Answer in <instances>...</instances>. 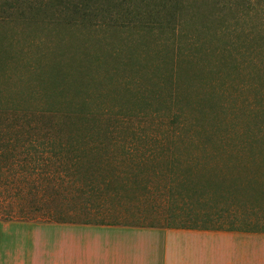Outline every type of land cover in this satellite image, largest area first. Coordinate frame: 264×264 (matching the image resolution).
I'll return each instance as SVG.
<instances>
[{"label": "trees", "instance_id": "1", "mask_svg": "<svg viewBox=\"0 0 264 264\" xmlns=\"http://www.w3.org/2000/svg\"><path fill=\"white\" fill-rule=\"evenodd\" d=\"M40 5L43 15L47 10L59 14L57 24L85 32L88 44L80 46L84 58L76 65L64 62L74 61L81 50L77 47L69 59L52 54L53 64L44 72L37 70L44 93L43 109L34 119H29L31 113L14 117L12 124L0 119V221L157 228L154 220L145 223V207L154 219V211L165 208L189 218L185 208L192 200L200 203L199 208L227 207L217 208L220 213L236 208L240 212L235 210L232 217L243 219L251 209L245 201L232 204L237 186L212 175L206 163H106L117 160L110 152L117 146L111 128L125 118L114 115L110 124L109 117L97 116L94 110H99L100 102L94 107L89 96L95 79L87 70L92 65L101 73L98 81L112 83L114 69L109 62L119 69L138 65L145 70L150 89L145 88L137 102L164 107V92L169 89V99L176 96L172 87L185 67L215 54L204 50L209 36L223 52L237 51L243 58L250 51L255 57L264 54V0H41ZM249 23L247 30L244 25ZM189 25L196 37L186 33ZM149 41L156 48L154 63L146 59ZM180 46L190 54L176 58L174 49ZM100 47L105 55L96 53ZM137 47L146 56L143 63L134 57L135 49L130 51ZM125 91L129 93V87ZM115 102L121 105L122 97ZM173 117L184 127L178 116ZM259 192L261 200L256 199L254 209L264 208V190ZM262 218L250 219L244 225L247 229L228 232L264 234V211ZM251 225L261 232L249 229ZM172 229L222 231L183 224Z\"/></svg>", "mask_w": 264, "mask_h": 264}, {"label": "rangeland", "instance_id": "2", "mask_svg": "<svg viewBox=\"0 0 264 264\" xmlns=\"http://www.w3.org/2000/svg\"><path fill=\"white\" fill-rule=\"evenodd\" d=\"M40 2L0 0V119H7V124H12L14 117L30 113L29 119H34L43 109L44 87L35 74L40 69L46 71L53 64L52 54L69 59L77 47L81 50L76 51L74 61L64 62V65H76L84 58L80 46L88 44L85 32L82 35L57 24L59 14L54 13L55 10H47L43 15L39 10ZM60 11L66 12L63 8ZM244 27L249 30L250 23ZM194 31L189 25L186 33L196 37ZM204 45L205 51L215 54L201 57L185 67L172 87L176 96L169 99V89L164 92V107L156 103L143 106L137 102L145 88L150 89L145 84V70L137 69L138 65L119 69L109 62L114 69L112 83L98 81L101 73L92 65L86 71L95 79L89 87V96L95 101L94 107L100 102L99 110H94L97 116L109 117L110 124H114L116 117L125 118L124 123L111 128L117 146L110 148V152L117 160L106 163H206L205 168L213 170L212 175L237 186L232 204L245 201L251 209L243 219L236 221L232 217L235 210L240 212L236 208L230 207L227 213H220L221 205L211 206L214 209L210 210L199 208L200 203L192 200L185 208L189 218L184 213H168L163 208L154 211L157 213L153 214L155 219L158 215L157 222L148 213L149 207L144 206L145 223L154 220L158 229L178 228L183 224L222 231L244 230L250 219L263 220V206L255 209L254 206L256 199L261 200L259 191L264 190V54L255 57L250 51L246 54L248 57L243 58L237 51L223 52L222 45L210 36L204 40ZM134 49V57L143 63L146 58L143 48L130 51ZM185 49L186 46L176 47L173 54L176 58L179 54H190ZM146 50L149 52L147 62L154 63L155 44L147 42ZM96 53L102 56L105 50L96 48ZM45 83L47 87L50 84ZM127 86L129 93L125 91ZM119 97L123 99L121 105L115 102ZM174 115L184 127L176 122ZM118 151L126 155L120 156ZM197 212L213 216H196ZM249 229L262 230L256 225Z\"/></svg>", "mask_w": 264, "mask_h": 264}, {"label": "crops", "instance_id": "3", "mask_svg": "<svg viewBox=\"0 0 264 264\" xmlns=\"http://www.w3.org/2000/svg\"><path fill=\"white\" fill-rule=\"evenodd\" d=\"M0 264H264V234L0 221Z\"/></svg>", "mask_w": 264, "mask_h": 264}]
</instances>
